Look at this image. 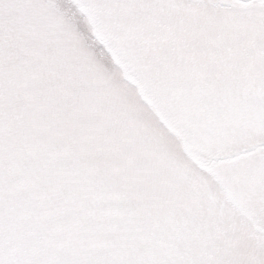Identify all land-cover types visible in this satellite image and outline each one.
I'll list each match as a JSON object with an SVG mask.
<instances>
[{
    "label": "snow or ice",
    "instance_id": "1",
    "mask_svg": "<svg viewBox=\"0 0 264 264\" xmlns=\"http://www.w3.org/2000/svg\"><path fill=\"white\" fill-rule=\"evenodd\" d=\"M81 10L205 175L130 113L113 128L65 26L87 31ZM225 192L264 208V0H0V264H209L196 245Z\"/></svg>",
    "mask_w": 264,
    "mask_h": 264
},
{
    "label": "rangeland",
    "instance_id": "2",
    "mask_svg": "<svg viewBox=\"0 0 264 264\" xmlns=\"http://www.w3.org/2000/svg\"><path fill=\"white\" fill-rule=\"evenodd\" d=\"M57 3L65 4L67 0H57ZM81 11V19L87 31L82 30L80 22L67 17L65 26L77 47L90 56L105 86L115 96L119 110L113 113V128L119 127L121 111L130 113L138 125L158 141L163 156L205 175L199 162L195 166L192 163L193 160L201 159L199 149L188 145L184 133L168 123L165 114L146 95L133 70L120 61L111 49L108 55L98 54L94 44V41L101 39L98 26L87 13ZM60 107L65 113L72 112L70 106ZM158 121L168 126L170 134L162 131ZM154 162L160 164L159 159ZM217 186L222 187L219 183ZM203 227L207 238L196 247L204 249L209 264H264V208L244 206L225 192L217 207L210 212L206 211Z\"/></svg>",
    "mask_w": 264,
    "mask_h": 264
},
{
    "label": "trees",
    "instance_id": "3",
    "mask_svg": "<svg viewBox=\"0 0 264 264\" xmlns=\"http://www.w3.org/2000/svg\"><path fill=\"white\" fill-rule=\"evenodd\" d=\"M197 162H199V164H203V161L201 159H197Z\"/></svg>",
    "mask_w": 264,
    "mask_h": 264
}]
</instances>
